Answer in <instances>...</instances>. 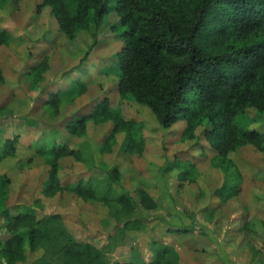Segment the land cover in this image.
<instances>
[{
    "label": "rangeland",
    "instance_id": "374dc122",
    "mask_svg": "<svg viewBox=\"0 0 264 264\" xmlns=\"http://www.w3.org/2000/svg\"><path fill=\"white\" fill-rule=\"evenodd\" d=\"M104 1L109 6L116 2ZM39 4L41 0H1L0 6V29L11 35V43L0 48V153L6 141L16 140L15 155L0 161V175L11 181L7 206H35L38 218L61 216L68 233L102 249L108 264L148 263L162 248L169 249L178 264H264V153L244 146L228 154L229 163L212 167L214 152L203 138V127L196 130L193 141L184 140L182 122L164 129L144 106L119 98L115 60L123 46L118 36L125 28L115 12L93 18L89 31L69 42L58 34L49 8L36 12ZM44 57L49 70L38 85H32L29 68ZM69 87V94L82 90V95L75 96L72 105H62L58 117L50 120L47 109H39L40 101L48 92L64 94ZM104 98L111 108L120 109L125 120L141 125V155L122 153L125 135L112 136L110 122L89 121L82 137L65 132L66 118L89 112ZM247 114L252 121L249 128L263 132L264 114L254 110ZM57 136V142L82 154L81 162L60 161L62 186L90 178L135 202H139L137 190L143 189L157 208H138L132 220L140 223L123 228L116 219V205L86 203L68 192L42 196L48 167L32 154ZM175 159L193 165L194 182L180 181L179 169L166 172ZM112 169L119 175L117 182L110 180ZM233 186L238 187L237 196L220 203L218 196ZM7 237L0 218V241ZM26 251V264L42 256V251Z\"/></svg>",
    "mask_w": 264,
    "mask_h": 264
},
{
    "label": "trees",
    "instance_id": "16d2710c",
    "mask_svg": "<svg viewBox=\"0 0 264 264\" xmlns=\"http://www.w3.org/2000/svg\"><path fill=\"white\" fill-rule=\"evenodd\" d=\"M43 8L51 10L58 34L69 42L79 33L88 32L93 18L100 20L115 12L118 24L125 28L118 36L123 46L115 60L119 98L144 106L164 129L182 122L180 138L184 140L193 141L196 130L203 127V138L214 152L212 167L229 163L228 154L244 146L264 153V131L250 129L252 121L247 114L249 110L264 114V0H116L114 6L104 0H41L36 12ZM10 43V33L0 29V48ZM48 70V59L44 57L29 68L30 83L38 85ZM69 89L64 94L62 90L48 92L40 101L39 109H47L50 120L58 117L62 105H72L83 93L80 90L69 94ZM68 95L70 98H66ZM89 121L110 122L112 136L123 133V154L143 152L141 125L125 120L120 109L111 108L106 98L89 112L71 120L66 118L63 128L71 136L82 137ZM57 139L58 136L48 147L32 154L43 158L48 167L41 185L42 196L52 198L68 192L86 203L107 208L116 205V219L123 228L140 223L132 220L138 208H157L143 189L137 190L139 202H135L90 178L62 186L58 176L60 161L71 158L81 162L82 154ZM15 144L16 140L4 143L0 161L15 155ZM103 144L106 147L107 139ZM173 169L181 171L180 181L194 182L190 162L175 159L165 170ZM109 177L112 182L119 179L115 169ZM10 183L7 176L0 175V218L8 236L0 241V264H26V250L31 254L42 251L41 257L28 264H108L102 249L78 242L68 233L61 216L38 218L35 206L9 208ZM232 189L218 196L220 203L237 196L238 187ZM223 190L224 187L217 194ZM140 264L178 261L169 249L162 248L156 250L151 262Z\"/></svg>",
    "mask_w": 264,
    "mask_h": 264
}]
</instances>
